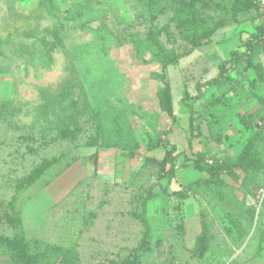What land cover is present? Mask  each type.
<instances>
[{"label": "rangeland", "instance_id": "rangeland-1", "mask_svg": "<svg viewBox=\"0 0 264 264\" xmlns=\"http://www.w3.org/2000/svg\"><path fill=\"white\" fill-rule=\"evenodd\" d=\"M181 11L175 0H0L2 236L20 234L10 215L30 252L75 248L80 264H118L144 232L138 264H264V30L253 67L211 83L263 27L259 9L196 1L200 19L221 26L164 69L168 115L151 36L186 50L173 23ZM249 141L263 164L257 171L234 167L211 183L192 166L197 155L204 165L235 160ZM172 145L174 177L159 179L148 159ZM51 158L35 183L16 188ZM200 234L206 250L197 257ZM0 264H16L2 245Z\"/></svg>", "mask_w": 264, "mask_h": 264}, {"label": "trees", "instance_id": "trees-1", "mask_svg": "<svg viewBox=\"0 0 264 264\" xmlns=\"http://www.w3.org/2000/svg\"><path fill=\"white\" fill-rule=\"evenodd\" d=\"M179 7L183 10L173 16V23L180 38L188 47L181 52L168 50L159 36L152 32L153 42V55L154 58L160 63L162 72L154 73L153 76L163 82V87L158 92L159 104L168 115L173 113V96L170 91L169 82L164 73L167 66L174 64L181 57L188 55L193 49L201 47L209 42L212 35L220 28V24H207L203 22L195 11V3L198 0H175ZM235 9L246 10L255 7L256 4L253 0H233ZM234 7V6H233ZM232 7V9H233ZM263 33V27L257 26L255 31L242 42L243 51L233 50L230 52L229 60L223 61L218 67V74L211 80L214 85L222 80L230 78L229 72L232 67L241 69L242 71L253 67L252 55L253 46L257 44L260 35ZM237 69V70H238ZM219 101V98H215ZM193 118L190 116L189 122L192 124ZM62 137H68L63 135ZM90 146V145H88ZM175 147L172 145L165 150L164 156L161 159L149 158L148 161L155 165L159 170V179L174 177V160H175ZM56 163V158L43 159L29 173L18 180L16 188L18 190L26 189L35 183L53 164ZM93 166H96V153L93 155ZM192 166L199 172L207 174L208 181L211 183L221 182L220 174L229 171L234 167H242L245 170H259L263 164L260 160L252 154L251 142L249 141L243 147L241 153L235 160L227 159L214 164H202L200 155H197L192 160ZM177 195H181L176 193ZM9 207L14 210V202H9ZM7 221L13 227L20 229V234L17 237L9 238L0 234V245L8 249L13 254V259L16 264H80L79 255L75 248H66L57 244L44 245L36 253L29 250V245L25 239L22 230V223L18 216L6 215ZM148 248L147 234L143 233L137 247L133 248L124 259L118 264H138L137 255L140 251H145ZM206 250V238L204 234L197 237L194 252L197 257L202 256Z\"/></svg>", "mask_w": 264, "mask_h": 264}, {"label": "built area", "instance_id": "built-area-1", "mask_svg": "<svg viewBox=\"0 0 264 264\" xmlns=\"http://www.w3.org/2000/svg\"><path fill=\"white\" fill-rule=\"evenodd\" d=\"M253 1L259 9L260 19L264 30V0H253Z\"/></svg>", "mask_w": 264, "mask_h": 264}]
</instances>
